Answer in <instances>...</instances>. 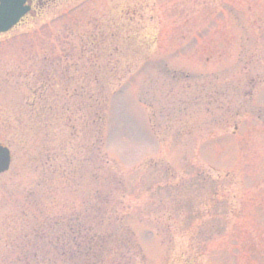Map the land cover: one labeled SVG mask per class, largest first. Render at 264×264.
I'll return each instance as SVG.
<instances>
[{
	"label": "rangeland",
	"instance_id": "obj_1",
	"mask_svg": "<svg viewBox=\"0 0 264 264\" xmlns=\"http://www.w3.org/2000/svg\"><path fill=\"white\" fill-rule=\"evenodd\" d=\"M32 6L0 35V264L76 226L103 264H264V0Z\"/></svg>",
	"mask_w": 264,
	"mask_h": 264
},
{
	"label": "trees",
	"instance_id": "obj_2",
	"mask_svg": "<svg viewBox=\"0 0 264 264\" xmlns=\"http://www.w3.org/2000/svg\"><path fill=\"white\" fill-rule=\"evenodd\" d=\"M103 115L100 116V121ZM69 226V225H67ZM70 231H71V227ZM75 235H68L66 230L65 241H55L53 244V257L48 258L47 264H103L104 250L102 244L97 243L93 234L86 232L82 227H77ZM73 232H70L72 234ZM92 238V239H91ZM60 242V244H59ZM66 252L64 257L62 254Z\"/></svg>",
	"mask_w": 264,
	"mask_h": 264
},
{
	"label": "water",
	"instance_id": "obj_3",
	"mask_svg": "<svg viewBox=\"0 0 264 264\" xmlns=\"http://www.w3.org/2000/svg\"><path fill=\"white\" fill-rule=\"evenodd\" d=\"M32 0H0V35L10 32L32 11ZM11 151L0 144V175L11 165Z\"/></svg>",
	"mask_w": 264,
	"mask_h": 264
},
{
	"label": "flooded vegetation",
	"instance_id": "obj_4",
	"mask_svg": "<svg viewBox=\"0 0 264 264\" xmlns=\"http://www.w3.org/2000/svg\"><path fill=\"white\" fill-rule=\"evenodd\" d=\"M34 1H41V0H34ZM62 255L65 257L66 256V252H64Z\"/></svg>",
	"mask_w": 264,
	"mask_h": 264
}]
</instances>
